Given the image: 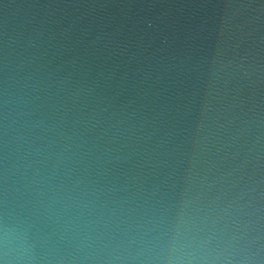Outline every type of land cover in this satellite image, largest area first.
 I'll use <instances>...</instances> for the list:
<instances>
[{
  "label": "water",
  "instance_id": "obj_1",
  "mask_svg": "<svg viewBox=\"0 0 264 264\" xmlns=\"http://www.w3.org/2000/svg\"><path fill=\"white\" fill-rule=\"evenodd\" d=\"M189 204L264 260V0H0V215L67 252Z\"/></svg>",
  "mask_w": 264,
  "mask_h": 264
},
{
  "label": "clouds",
  "instance_id": "obj_2",
  "mask_svg": "<svg viewBox=\"0 0 264 264\" xmlns=\"http://www.w3.org/2000/svg\"><path fill=\"white\" fill-rule=\"evenodd\" d=\"M109 227L75 212L62 234L70 246L64 252L50 246L31 217L6 212L0 215V264H264L224 210L180 206L119 239Z\"/></svg>",
  "mask_w": 264,
  "mask_h": 264
}]
</instances>
